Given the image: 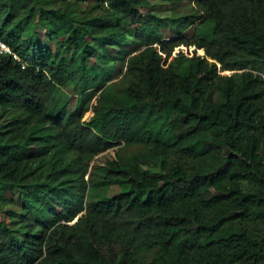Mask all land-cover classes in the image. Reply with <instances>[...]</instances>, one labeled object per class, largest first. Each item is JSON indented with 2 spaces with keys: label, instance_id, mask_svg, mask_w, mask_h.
<instances>
[{
  "label": "trees",
  "instance_id": "16d2710c",
  "mask_svg": "<svg viewBox=\"0 0 264 264\" xmlns=\"http://www.w3.org/2000/svg\"><path fill=\"white\" fill-rule=\"evenodd\" d=\"M88 1L0 0V200L20 199L0 264H264V76L247 69L264 0H188L195 34L172 38L151 0ZM116 142L148 150L100 168L128 187L88 200V161Z\"/></svg>",
  "mask_w": 264,
  "mask_h": 264
},
{
  "label": "rangeland",
  "instance_id": "374dc122",
  "mask_svg": "<svg viewBox=\"0 0 264 264\" xmlns=\"http://www.w3.org/2000/svg\"><path fill=\"white\" fill-rule=\"evenodd\" d=\"M151 3L154 4L155 12L159 14V16L167 18L168 25L163 29V34L167 38H172L177 32V36H192L195 34L197 23L196 21L191 26L184 29V17L190 16L192 19H195L194 14L197 12V6L194 2H189L188 0L181 1H172V0H151ZM93 0L82 3V6H91L93 5ZM77 14V13H76ZM177 18L178 21H174ZM178 22V23H177ZM177 23V24H176ZM211 26L208 25L206 27L207 31H210ZM195 46L187 47L185 45H181L175 48L173 51V56H177L179 52H183L186 55H193ZM199 53V50H197ZM200 54V53H199ZM122 62L118 61L117 63V74L121 76L119 73L122 70ZM247 69H251L256 73H261L264 76V65L258 66H248ZM125 70V69H124ZM222 74H232V71H221ZM120 77L114 78L109 83H114L119 80ZM66 94L69 95V101L71 104L76 102L77 96L72 95V90L70 87H64L58 92V98L62 99L66 97ZM98 95L93 98L90 103V109L86 112L84 120H90L93 116V105L96 103ZM14 116V112L11 109L4 110L0 108V123L5 122L6 120L12 118ZM148 147L144 144H131L127 145L125 143L119 144L116 142L111 148L108 150L96 155L93 159L88 161L89 168L85 173V180L88 181V186L86 189V197L88 200H94L99 198L102 195H113L123 189L128 187V183L124 180L115 181L111 184H105L102 180V171L100 168L109 166V162L111 161H128L131 156L146 152ZM45 168V167H44ZM20 208V199L17 193L14 192L12 187H8L5 192L2 193V198L0 200V216L5 215L4 211H14L19 210ZM155 254V250L151 252L145 253L144 257L147 260H150L152 256Z\"/></svg>",
  "mask_w": 264,
  "mask_h": 264
},
{
  "label": "built area",
  "instance_id": "2783aa9c",
  "mask_svg": "<svg viewBox=\"0 0 264 264\" xmlns=\"http://www.w3.org/2000/svg\"><path fill=\"white\" fill-rule=\"evenodd\" d=\"M0 49L2 51H7V52H10L11 51L10 48L4 42H2V41H0Z\"/></svg>",
  "mask_w": 264,
  "mask_h": 264
},
{
  "label": "bare ground",
  "instance_id": "6f19581e",
  "mask_svg": "<svg viewBox=\"0 0 264 264\" xmlns=\"http://www.w3.org/2000/svg\"><path fill=\"white\" fill-rule=\"evenodd\" d=\"M199 53H200L201 55H204V50H203V49H199Z\"/></svg>",
  "mask_w": 264,
  "mask_h": 264
},
{
  "label": "water",
  "instance_id": "95a60500",
  "mask_svg": "<svg viewBox=\"0 0 264 264\" xmlns=\"http://www.w3.org/2000/svg\"><path fill=\"white\" fill-rule=\"evenodd\" d=\"M199 50V49H198ZM204 50V49H203ZM199 54V53H198ZM204 54H205V51H204Z\"/></svg>",
  "mask_w": 264,
  "mask_h": 264
}]
</instances>
